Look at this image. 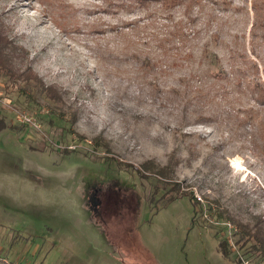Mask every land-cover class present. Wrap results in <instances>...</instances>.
<instances>
[{"label":"rangeland","instance_id":"374dc122","mask_svg":"<svg viewBox=\"0 0 264 264\" xmlns=\"http://www.w3.org/2000/svg\"><path fill=\"white\" fill-rule=\"evenodd\" d=\"M123 1L0 0L21 69L61 97L0 72V264H264L232 221L264 219V4ZM95 175L128 199L105 206L113 239L138 232L125 253L83 213Z\"/></svg>","mask_w":264,"mask_h":264},{"label":"trees","instance_id":"16d2710c","mask_svg":"<svg viewBox=\"0 0 264 264\" xmlns=\"http://www.w3.org/2000/svg\"><path fill=\"white\" fill-rule=\"evenodd\" d=\"M141 1V0H138ZM181 0H165V3L168 4L170 2L177 3ZM122 2H124L122 0ZM262 4H264L263 0H260ZM124 5V3H123ZM262 33L261 37L264 40V24H262ZM254 34H258V30H254ZM10 41L8 40L7 33L2 29V24L0 21V72L5 75L11 77L13 80L17 79H23L27 82H30L31 80H35L40 86V90H42L43 93L46 94L51 99H60L61 97H58V94H55L51 87L45 86L43 82H41V79L34 73L30 71V69H21V61H18L19 54L16 52L15 49H13L11 44H9ZM133 56L136 57L138 61H140L142 64H148L149 66H152L151 60L148 57L140 56L136 53H133ZM18 61V62H17ZM151 64V65H150ZM40 84V85H39ZM32 97V96H31ZM33 99V97H32ZM12 126L15 125H11ZM8 127V123L4 117L0 116V130H3ZM71 149H67L65 152H70ZM153 161H147L144 163V166L146 169H153V173L160 175V176H167L170 175V171L164 168H161L160 170L156 171L154 169ZM150 165V166H149ZM152 165V166H151ZM94 180L96 179L97 183L95 186L91 185L88 181H85V185L83 187L82 195L84 198H86V202H83L82 208L83 213H86V216L89 218L92 223H96V226L101 228L102 234L104 237H106L109 241H112L118 250H120V253H125V251L131 249L130 246L132 242L134 245L139 244L140 238L137 231H134L130 234V242L126 243L122 240L119 242V238L113 239L109 233L111 231L110 228V218L107 220V213L110 211L108 208H105V206L112 204L119 205L116 206L114 209L122 213V217H124L125 211H127V201L128 199L123 198L122 200L117 201L116 193L113 191H117L119 194H121V190L116 187V189L112 186H110L111 180L108 176L101 177L99 175L93 176ZM100 190H99V188ZM109 189V190H108ZM98 190V191H97ZM97 192V193H96ZM100 192V193H99ZM99 194V195H98ZM122 195V194H121ZM185 195V194H184ZM91 196V200L89 197ZM110 198H113V200H116V202H112ZM192 204L194 205V215L192 222L193 224H197L196 215L198 213L197 210V203H199L198 199L191 196L189 197ZM174 199V198H173ZM172 200V199H171ZM170 201V200H169ZM211 208V207H210ZM88 212H87V210ZM137 209V208H136ZM109 210V211H108ZM137 212V211H134ZM92 213V214H91ZM93 218H91V216ZM218 218L223 219L222 214L220 213L218 215ZM226 218V216L224 217ZM97 219V220H96ZM232 221L236 224V231H234V234L238 236L236 243L240 244L241 247L246 246V250L244 251V254H247L248 256H256L258 261H262L264 263V219H262L259 216H254L253 220L251 222L243 223L240 220H235L232 218ZM107 223V224H106ZM111 237V238H110ZM219 246L222 254L226 257H229L231 254L230 244L227 239V237H222L219 241ZM124 260L126 261L127 257H124ZM238 263H241V258H238ZM128 262V260H127Z\"/></svg>","mask_w":264,"mask_h":264},{"label":"built area","instance_id":"2783aa9c","mask_svg":"<svg viewBox=\"0 0 264 264\" xmlns=\"http://www.w3.org/2000/svg\"><path fill=\"white\" fill-rule=\"evenodd\" d=\"M18 118H21V115H19ZM25 118H27V117L25 116ZM27 119L30 120L29 118H27Z\"/></svg>","mask_w":264,"mask_h":264}]
</instances>
